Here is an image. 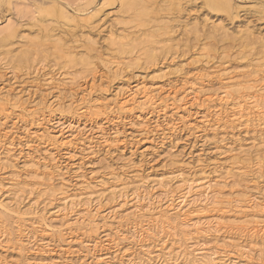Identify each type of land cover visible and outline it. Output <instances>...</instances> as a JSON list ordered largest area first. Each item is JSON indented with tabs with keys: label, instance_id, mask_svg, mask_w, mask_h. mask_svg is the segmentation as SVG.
I'll return each mask as SVG.
<instances>
[{
	"label": "rangeland",
	"instance_id": "rangeland-1",
	"mask_svg": "<svg viewBox=\"0 0 264 264\" xmlns=\"http://www.w3.org/2000/svg\"><path fill=\"white\" fill-rule=\"evenodd\" d=\"M175 2L0 0V264H264V0Z\"/></svg>",
	"mask_w": 264,
	"mask_h": 264
},
{
	"label": "bare ground",
	"instance_id": "bare-ground-1",
	"mask_svg": "<svg viewBox=\"0 0 264 264\" xmlns=\"http://www.w3.org/2000/svg\"><path fill=\"white\" fill-rule=\"evenodd\" d=\"M167 1H171V0H167ZM173 1V3H174V0H172ZM207 1V3L213 8V9H215V10H219V11H221V10H223V13L225 12V13H227V12H230L231 11V14H234V13H232V9H233V11L235 10L233 7H237V5H235V4H233V5H235V6H233L232 5V3H231V0H206ZM239 1V0H238ZM59 2V1H58ZM134 2V1H133ZM148 2V1H147ZM177 2H178V0H177ZM177 2H175L176 4H177ZM141 3V2H140ZM149 3V2H148ZM152 3V2H151ZM171 4V3H170ZM179 4H180V2H179ZM178 4V5H179ZM50 5H52L51 7H52V12H53V15L55 16V17H57L58 19H60V20H62V21H65V22H72V19H71V17L68 15V13L66 12V11H64V9L59 5V4H57L55 1H51V4ZM122 5V4H121ZM135 5V4H134ZM137 5V4H136ZM174 5V4H173ZM173 5H171V6H173ZM178 5L177 6H175V7H178ZM123 6V5H122ZM126 7H128V8H131L132 7V5H130L131 7H129V6H127V5H125ZM125 6H124V8H125ZM137 6H139V5H137ZM50 7V6H49ZM48 7V8H49ZM50 7V8H51ZM145 6H143L142 8H144ZM170 7V6H169ZM123 8V7H122ZM134 8H136V7H134ZM140 8V7H139ZM172 7H170V9H171ZM137 9V8H136ZM144 9H146V7L144 8ZM176 9V8H175ZM237 10H238V8H236ZM138 10V9H137ZM148 10V9H147ZM237 10H236V12H237ZM48 11H49V9H48ZM139 11V14H140V12H144L145 13V11H140V10H138ZM40 12V11H39ZM171 12H173L172 10H171ZM177 12V11H176ZM47 13V12H46ZM158 13V12H157ZM146 14V13H145ZM144 14V15H145ZM49 15V14H48ZM141 15H142V13H141ZM140 15V17H142ZM143 15V17H145ZM147 15V14H146ZM49 16H51V15H49ZM56 18V19H57ZM232 18V17H231ZM74 19V18H73ZM167 23V22H166ZM60 24V23H59ZM66 24H68L69 25V23H66ZM71 24H73V23H71ZM63 25V24H62ZM65 25V24H64ZM170 25V24H169ZM54 26V25H53ZM64 28V27H63ZM70 28H72V27H70ZM165 28V27H164ZM169 28V27H168ZM74 29V28H73ZM191 29V28H190ZM66 30V29H65ZM72 30V29H71ZM76 31V30H75ZM66 38V37H65ZM115 38V37H114ZM119 38V37H118ZM56 39V38H55ZM116 39V38H115ZM46 40H48V39H46ZM61 40V39H60ZM64 40V39H63ZM74 40V39H73ZM114 41V40H113ZM44 42H46V41H44ZM53 42V41H52ZM90 42V41H89ZM112 42V41H111ZM122 42V41H121ZM77 43V42H76ZM85 43V42H84ZM88 43V42H87ZM90 43H92L93 44V42H90ZM114 43H115V41H114ZM117 43V42H116ZM115 43V44H116ZM48 43H46V45H47ZM59 44H61V43H59ZM91 44V45H92ZM113 44V43H112ZM115 44H114V46H115ZM49 45V44H48ZM55 45V44H54ZM118 45H119V43H118ZM57 46V45H56ZM90 46V45H89ZM55 47V46H54ZM95 47V46H94ZM121 47H122V45H121ZM58 48V47H57ZM66 48V47H65ZM91 48H93V46H91ZM56 49V48H55ZM72 49V48H71ZM118 49L120 50V45H119V47H118ZM66 50H68V49H66ZM88 50V49H87ZM86 50V51H87ZM96 50V49H95ZM72 51V50H71ZM73 51H75V50H73ZM73 51H72V53H73ZM89 51V50H88ZM97 51V50H96ZM122 51V50H121ZM60 52V51H59ZM93 52V51H92ZM62 53V52H61ZM70 53V52H69ZM77 53V52H76ZM94 53H95V51H94ZM59 54V53H58ZM67 54V53H66ZM76 55H78V54H76ZM85 55V54H84ZM84 55H82V56H84ZM61 56V55H60ZM87 56H89V55H87ZM98 56V55H97ZM65 58H67L66 56H64ZM85 57V56H84ZM84 57L82 58V60L84 59ZM90 57V56H89ZM73 58H75V57H73ZM98 58V57H97ZM26 59V58H25ZM71 59V57H69V59H67V60H69V61H71V62H73L72 60H70ZM74 60V59H73ZM100 61H103V60H101V58L99 59ZM75 61V60H74ZM83 61H85V60H83ZM88 62V61H87ZM106 62H108V61H106ZM121 63V62H120ZM88 64V63H87ZM92 64V63H91ZM101 64V63H100ZM103 65L104 64H109V65H111V64H114V62L113 63H102ZM116 64V63H115ZM122 64V63H121ZM120 64V65H121ZM90 65V64H89ZM105 65V66H106ZM108 65V66H109ZM119 65V64H118ZM117 65V66H118ZM83 66V65H82ZM108 66H107V68H106V70L108 69ZM115 67V66H113L114 67V70H115V68H118V67ZM89 67V66H88ZM122 67V66H121ZM128 67V66H127ZM112 68V67H111ZM113 69V68H112ZM111 69V70H112ZM121 69V68H120ZM110 70V69H109ZM221 70V69H220ZM121 71V70H120ZM124 71V70H123ZM112 73H113V76H114V74H115V72H116V70H115V72H113V71H111ZM111 72H109V73H111ZM112 73H111V75H112ZM123 73V72H122ZM107 74H108V72H107ZM117 74V73H116ZM227 80V79H226ZM59 83V82H58ZM73 84V83H72ZM236 84V83H235ZM243 84H244V82H243ZM191 88V87H190ZM147 92V91H146ZM259 92V91H258ZM144 93V92H143ZM260 93V92H259ZM258 93V94H259ZM145 94H147V93H145ZM143 95V94H142ZM136 96V95H135ZM146 96V95H145ZM147 97V96H146ZM150 97H151V95H150ZM225 97H226V95H225ZM148 99H150L149 97H147ZM258 98V97H257ZM256 98V99H257ZM134 99V98H133ZM147 99V100H148ZM226 99H227V97H226ZM263 99V98H262ZM151 100H153V98H151ZM258 101V100H257ZM255 102V101H254ZM150 103V102H149ZM124 104V103H123ZM262 105V104H261ZM263 105H264V103H263ZM126 106H128V105H126ZM243 108V107H242ZM242 108H241V110H242ZM251 108V107H250ZM256 108V107H255ZM263 108V107H262ZM240 109V108H239ZM239 109H236V110H238L239 111ZM248 109V108H247ZM214 110V109H213ZM244 110H246V109H244ZM261 110V109H260ZM237 111V112H238ZM243 111V110H242ZM248 111H249V109H248ZM258 111V110H257ZM263 111V110H262ZM246 112V111H245ZM245 112H243V114L245 113ZM241 113V112H240ZM238 114V113H237ZM255 114V113H254ZM249 115H250V113H249ZM237 116V115H236ZM239 116H240V114H239ZM238 116V117H239ZM242 116V115H241ZM240 116V117H241ZM246 117H247V115H245ZM248 118V117H247ZM210 119V118H209ZM241 119V118H240ZM213 120V119H212ZM237 120H239V119H237ZM243 120V119H242ZM247 120V119H246ZM243 121H245V118H244V120ZM249 121V120H248ZM246 122V121H245ZM1 132H2V130H1ZM193 182V181H192ZM192 182H191V184H192ZM188 184H189V182H188ZM195 185V184H194ZM193 185V186H194ZM183 186V185H182ZM190 186V185H189ZM186 187H188V186H186ZM191 187V186H190ZM183 190H184V186H183V188H182ZM188 189V188H187ZM49 190V189H48ZM51 190V189H50ZM191 191V190H190ZM192 192V191H191ZM193 192H195V191H193ZM186 193V192H185ZM189 192L187 191V194H188ZM186 194H184V196H185ZM186 196H188V195H186ZM201 196V195H200ZM181 200V202H180V204H179V207L181 206V205H183L184 204V200H182V199H180ZM202 200V199H201ZM193 201V200H192ZM253 202V201H252ZM191 203H193V202H191ZM247 203H250L249 201L247 202ZM257 203V202H256ZM169 204H171V202L169 203ZM194 204V203H193ZM249 205V204H248ZM263 206V205H262ZM172 206H170V208H171ZM169 208V207H168ZM4 209V208H3ZM176 210H178V208L176 209ZM6 211V210H5ZM168 211V210H167ZM180 214V213H179ZM178 214V215H179ZM245 214V213H244ZM177 215V214H176ZM1 217V216H0ZM235 221V220H234ZM240 222V221H239ZM250 223V222H249ZM164 225V224H163ZM178 225V224H177ZM169 231V230H168ZM251 233V232H250ZM258 234V233H257ZM19 235V234H18ZM254 238V237H253ZM18 243V242H17ZM233 244V243H232ZM190 248V247H189ZM257 251V250H256ZM203 252V251H202ZM207 253V252H206ZM192 255H194V254H192ZM96 259V258H95Z\"/></svg>",
	"mask_w": 264,
	"mask_h": 264
}]
</instances>
